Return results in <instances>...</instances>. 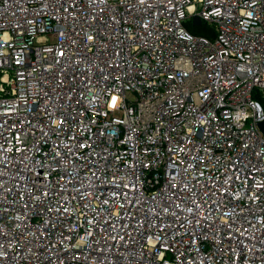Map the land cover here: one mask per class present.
I'll use <instances>...</instances> for the list:
<instances>
[{"label": "built area", "instance_id": "built-area-1", "mask_svg": "<svg viewBox=\"0 0 264 264\" xmlns=\"http://www.w3.org/2000/svg\"><path fill=\"white\" fill-rule=\"evenodd\" d=\"M261 100L264 0H0V264H264Z\"/></svg>", "mask_w": 264, "mask_h": 264}, {"label": "rangeland", "instance_id": "rangeland-1", "mask_svg": "<svg viewBox=\"0 0 264 264\" xmlns=\"http://www.w3.org/2000/svg\"><path fill=\"white\" fill-rule=\"evenodd\" d=\"M186 26L190 31H192L193 33H196V34L207 35V34H209V32L212 31V27H211L212 25L207 24L205 22H202L198 25H194L190 21H188V22H186ZM262 101H264V100H262Z\"/></svg>", "mask_w": 264, "mask_h": 264}, {"label": "water", "instance_id": "water-1", "mask_svg": "<svg viewBox=\"0 0 264 264\" xmlns=\"http://www.w3.org/2000/svg\"><path fill=\"white\" fill-rule=\"evenodd\" d=\"M192 24L198 25L200 23V18L196 15L191 17ZM258 127L264 135V119L258 123Z\"/></svg>", "mask_w": 264, "mask_h": 264}, {"label": "trees", "instance_id": "trees-1", "mask_svg": "<svg viewBox=\"0 0 264 264\" xmlns=\"http://www.w3.org/2000/svg\"><path fill=\"white\" fill-rule=\"evenodd\" d=\"M261 103H262V104H263V106H264V101H262V100H261Z\"/></svg>", "mask_w": 264, "mask_h": 264}]
</instances>
